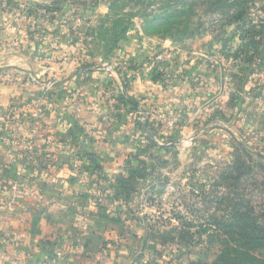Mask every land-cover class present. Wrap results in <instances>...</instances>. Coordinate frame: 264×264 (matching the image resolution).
<instances>
[{
	"label": "rangeland",
	"instance_id": "obj_1",
	"mask_svg": "<svg viewBox=\"0 0 264 264\" xmlns=\"http://www.w3.org/2000/svg\"><path fill=\"white\" fill-rule=\"evenodd\" d=\"M0 14L16 36L0 46L37 67L19 79L39 94L21 110L112 145L82 150L79 208L49 215L46 264H213L207 224L235 210L264 243V0H0ZM62 62L105 66L128 89L146 72L151 96L106 90L101 121L125 128L106 136L77 121L97 112L89 94L62 103Z\"/></svg>",
	"mask_w": 264,
	"mask_h": 264
},
{
	"label": "crops",
	"instance_id": "obj_2",
	"mask_svg": "<svg viewBox=\"0 0 264 264\" xmlns=\"http://www.w3.org/2000/svg\"><path fill=\"white\" fill-rule=\"evenodd\" d=\"M10 22V19H5V16L0 14V40L3 43L16 39L10 30ZM8 38H11V41ZM10 45L6 47L10 48ZM12 45L14 48V44ZM131 45L126 41L119 52L126 59L133 54ZM46 47L52 48L51 44ZM7 48L0 46V195L8 191L13 182L19 183L23 194L16 199L13 207L0 211V264H34L38 258L46 264V252H42L38 246H46L49 240L48 230L53 228L49 215L53 212H75L74 208H79L78 204L69 203L68 200H78L81 197L80 190L75 186L82 179L79 168L87 163L82 157V150L94 152L102 146L105 149L111 148L112 145L111 141L108 144L94 140L88 144L69 141L67 135L72 133L70 129L64 128L69 121L63 124L62 120H57L58 118L52 115L38 118L34 114L33 117H27L26 111L21 108L29 106L39 94L31 87L30 81L21 86L19 79L22 75L25 76L26 72L37 70V67L25 57H15L20 50L15 53L14 49ZM63 49L66 51V47ZM4 54L11 57L4 58ZM110 64L107 66L114 68ZM78 67L79 64L60 63V68L67 70L69 74L65 78H71L67 80L69 82L61 101L65 105L73 98H83L85 94H89L90 99L97 103V109L94 103L91 104L97 112L91 117L88 114L81 115L84 119L77 121L81 125L89 123L90 129L100 127L106 130V136L112 135L116 130L125 129L120 122L111 123L110 128L105 127L101 121L104 117L99 116L105 110L106 99L111 97V93L119 88L130 96H151V93L146 91L150 86L146 72H141L128 89L125 80H121L116 73L108 75L105 66L92 68V71L85 74L83 70L78 71ZM106 90L110 94H105ZM22 94L25 95L24 101H21ZM56 123L61 127H56ZM19 137L33 141L24 142ZM56 137L60 140L54 142ZM43 138L47 141H39ZM89 165L94 164L89 162ZM70 167H73L72 170H69ZM38 250L41 254H38Z\"/></svg>",
	"mask_w": 264,
	"mask_h": 264
},
{
	"label": "trees",
	"instance_id": "obj_3",
	"mask_svg": "<svg viewBox=\"0 0 264 264\" xmlns=\"http://www.w3.org/2000/svg\"><path fill=\"white\" fill-rule=\"evenodd\" d=\"M167 19L168 15L154 19L152 23L163 26ZM242 218L239 211L235 210L228 221L219 217L207 224L209 229L213 228V236L219 239L220 251L213 264H264V243L258 242L252 234L254 231L246 227L245 223L239 222ZM189 226L186 224L184 227ZM173 231L176 228L172 227Z\"/></svg>",
	"mask_w": 264,
	"mask_h": 264
},
{
	"label": "built area",
	"instance_id": "obj_4",
	"mask_svg": "<svg viewBox=\"0 0 264 264\" xmlns=\"http://www.w3.org/2000/svg\"><path fill=\"white\" fill-rule=\"evenodd\" d=\"M23 194L18 182H13L9 186V190L0 195V211H6L13 207L16 199Z\"/></svg>",
	"mask_w": 264,
	"mask_h": 264
}]
</instances>
